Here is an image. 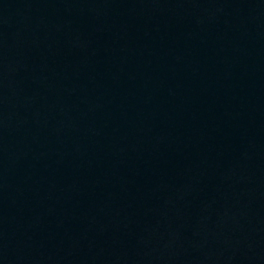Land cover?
I'll return each instance as SVG.
<instances>
[{
  "label": "water",
  "instance_id": "95a60500",
  "mask_svg": "<svg viewBox=\"0 0 264 264\" xmlns=\"http://www.w3.org/2000/svg\"><path fill=\"white\" fill-rule=\"evenodd\" d=\"M0 264H264V0H0Z\"/></svg>",
  "mask_w": 264,
  "mask_h": 264
}]
</instances>
